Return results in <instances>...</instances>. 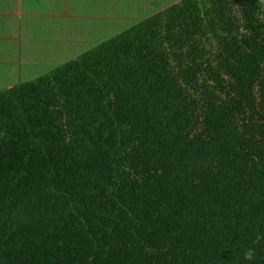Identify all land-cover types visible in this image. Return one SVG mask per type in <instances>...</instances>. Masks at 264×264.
Segmentation results:
<instances>
[{"label":"trees","instance_id":"trees-1","mask_svg":"<svg viewBox=\"0 0 264 264\" xmlns=\"http://www.w3.org/2000/svg\"><path fill=\"white\" fill-rule=\"evenodd\" d=\"M98 41L0 90V264H264V0Z\"/></svg>","mask_w":264,"mask_h":264},{"label":"rangeland","instance_id":"rangeland-1","mask_svg":"<svg viewBox=\"0 0 264 264\" xmlns=\"http://www.w3.org/2000/svg\"><path fill=\"white\" fill-rule=\"evenodd\" d=\"M45 1L33 3L31 8H36L30 11L33 18H25L28 14L23 17L25 34L33 36L29 37L30 46L24 51V56L9 52L10 48L7 49V55L1 52L0 90L50 72L93 48L96 45L94 43L103 36L110 39L179 0H61L62 4L70 3L66 7L71 12H66L68 16L63 19L65 34L59 37L57 43V38L50 34L52 28L48 26L49 19L42 18L49 15L52 5V1L44 4ZM101 5L109 6V13L98 12V8L103 9ZM0 30L10 32L2 27Z\"/></svg>","mask_w":264,"mask_h":264},{"label":"crops","instance_id":"crops-1","mask_svg":"<svg viewBox=\"0 0 264 264\" xmlns=\"http://www.w3.org/2000/svg\"><path fill=\"white\" fill-rule=\"evenodd\" d=\"M38 0H0V28H4L10 32H3L0 30V57L1 52L12 51L19 55L24 56V51L30 46L31 35H26L24 29L22 28V22L25 18H33L30 11H35L36 8H31L33 3L37 4ZM49 1V2H48ZM52 1L51 10L49 15L42 17L44 19H49L48 26L52 28L51 35L57 38L56 43L59 40V37L65 34L63 28V19L68 16L66 12H71L66 6L69 4H62L61 0H46L44 4H49ZM82 2L83 0H77ZM55 6V7H53ZM31 8V9H30ZM65 8V9H63ZM28 14V15H27ZM27 15L25 18H23ZM10 18L12 21H10ZM45 23V21H44ZM20 29V30H18ZM18 30V31H17ZM34 37L35 33H32ZM13 41L14 44H8V42ZM26 41V42H25ZM37 41V39H36ZM25 42V43H24ZM7 55V54H6ZM5 55V57H7ZM5 59V58H4Z\"/></svg>","mask_w":264,"mask_h":264},{"label":"clouds","instance_id":"clouds-1","mask_svg":"<svg viewBox=\"0 0 264 264\" xmlns=\"http://www.w3.org/2000/svg\"><path fill=\"white\" fill-rule=\"evenodd\" d=\"M244 259L248 262V264H254L255 262V249L247 248L244 252Z\"/></svg>","mask_w":264,"mask_h":264}]
</instances>
